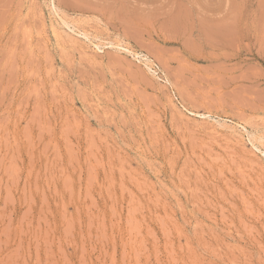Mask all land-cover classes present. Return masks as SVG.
<instances>
[{
    "label": "rangeland",
    "instance_id": "rangeland-1",
    "mask_svg": "<svg viewBox=\"0 0 264 264\" xmlns=\"http://www.w3.org/2000/svg\"><path fill=\"white\" fill-rule=\"evenodd\" d=\"M0 264H264V0H0Z\"/></svg>",
    "mask_w": 264,
    "mask_h": 264
},
{
    "label": "bare ground",
    "instance_id": "bare-ground-1",
    "mask_svg": "<svg viewBox=\"0 0 264 264\" xmlns=\"http://www.w3.org/2000/svg\"><path fill=\"white\" fill-rule=\"evenodd\" d=\"M109 13H110V12H109ZM115 17H116V16H115ZM129 20H130V19H129ZM62 21H63V20H62ZM64 24H65V23H64ZM215 32H216V31H215ZM215 32H214V33H215ZM79 33H80V32H79ZM219 33H220V32H219ZM205 35H206V34H205ZM222 35H223V34H222ZM85 36H86V35H85ZM108 45H109L110 47H116V49H118V48L122 49V48L120 47L119 44H117L116 46H114V44L109 43ZM121 46H122V45H121ZM95 47H96V49L100 50V49H103L102 47H105V46L98 44V45H95ZM125 48H126V47H125ZM123 50L126 51V52H128V53H133V52L135 53V51L130 52L129 49L127 50V48H126V49L123 48ZM132 55L134 56V59H135V57H136L137 60L139 59V61L144 62L143 64L146 65V66H147L148 63L150 62V59H148L149 57L147 58L146 56H143L144 54H143V55H140V54H136V53H135V54H132ZM141 62H140V63H141ZM151 64H152V63H151ZM150 66H151V65H150ZM150 66H149V67H150ZM152 67H153V66H152ZM146 69H147V67H146ZM147 70H148V69H147ZM149 71H150V70H149ZM149 71H148V72H149ZM152 71H153V70H152ZM153 72H154V71H153ZM145 83H146V82H145ZM191 113H192V112H191ZM203 117H204V116H203ZM255 139H256V138H255ZM260 145H261V143H260ZM255 146H256V145H255Z\"/></svg>",
    "mask_w": 264,
    "mask_h": 264
}]
</instances>
